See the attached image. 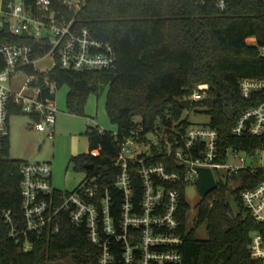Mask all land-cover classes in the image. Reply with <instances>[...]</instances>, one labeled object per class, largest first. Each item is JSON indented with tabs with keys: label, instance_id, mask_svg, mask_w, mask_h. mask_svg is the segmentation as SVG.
I'll list each match as a JSON object with an SVG mask.
<instances>
[{
	"label": "trees",
	"instance_id": "16d2710c",
	"mask_svg": "<svg viewBox=\"0 0 264 264\" xmlns=\"http://www.w3.org/2000/svg\"><path fill=\"white\" fill-rule=\"evenodd\" d=\"M77 20L96 38L114 45L116 67L76 71L57 65L49 79L56 82V89L69 87L67 106L78 114L84 112L89 93L108 87L105 106L117 131L115 135L89 127V152L73 155L76 168L88 174L96 169L109 171L119 141L136 127L137 117L148 127L159 115L166 121L180 120L183 108L179 100L201 82L209 83L208 96L195 105L204 106L210 115L209 124L218 129L220 146L244 151L264 146V137H239L232 132L242 114L261 102L260 98H244L240 81L264 77V57L247 41L255 36L257 43L264 44V0H230L226 11H220L215 0H88ZM0 41H26L38 46L33 39L10 31L0 35ZM43 95L52 96L45 88ZM12 112L22 111L15 107ZM169 112L172 117H165ZM23 161L9 155V141L0 150V264L64 260L97 264L98 250L89 242L85 228L66 217L58 233L46 230L31 235L33 248L27 252L10 236L3 213L11 210L22 218ZM86 163H93L94 168L85 169ZM263 179L264 168L258 167L242 168L219 181L216 191L200 201L194 219L197 227L206 224L205 239L197 238L195 229L188 228L191 205L185 201L183 264H260L252 258L250 244L263 225L246 208L240 193Z\"/></svg>",
	"mask_w": 264,
	"mask_h": 264
},
{
	"label": "built area",
	"instance_id": "2783aa9c",
	"mask_svg": "<svg viewBox=\"0 0 264 264\" xmlns=\"http://www.w3.org/2000/svg\"><path fill=\"white\" fill-rule=\"evenodd\" d=\"M87 1L0 0V35L10 31L38 43L36 47L26 41H0V150L9 141V117L15 107L33 117L38 132L55 124L57 89L48 74L57 65L76 71L116 67L114 45L96 38L77 20ZM215 4L226 11L230 0H215ZM247 41L264 57V44L257 43L255 36ZM47 56L54 59L53 68L38 69L37 62ZM44 88L52 96L45 97ZM209 88V83L201 82L189 90L180 100H191V108L183 110L190 111L207 98ZM240 91L244 98H260L261 102L242 114L233 134L264 137V77L243 78ZM165 117L171 118L172 113ZM184 119L188 117L183 113L180 120L171 121L159 115L148 127L137 117L136 127L119 141L109 171L87 173L72 191L54 187L50 161L24 160L20 168L22 218L11 210L3 213L10 236L27 252L33 248L31 235L46 230L58 233L66 217L85 228L89 242L98 250L97 264H183L186 190L198 180V168H210L217 184L242 168H264L254 162L264 146L253 151L223 149L217 128L209 123L185 124ZM49 133L53 136L54 130ZM219 172L224 174L218 178ZM107 176L111 180H105ZM240 195L263 225L252 236L250 253L264 264V179Z\"/></svg>",
	"mask_w": 264,
	"mask_h": 264
},
{
	"label": "rangeland",
	"instance_id": "374dc122",
	"mask_svg": "<svg viewBox=\"0 0 264 264\" xmlns=\"http://www.w3.org/2000/svg\"><path fill=\"white\" fill-rule=\"evenodd\" d=\"M55 61L47 56L37 62L36 67L40 70H50ZM19 79V78H18ZM16 80L19 83L20 80ZM68 86L56 90V105L58 108L55 124L46 131L38 132L34 128V119L27 113H11L9 117V155L27 161H50L52 163V183L61 190L72 191L85 178L87 171L76 168L72 161L73 155L89 152V140L87 130L89 127H99L110 132L117 131L106 110V97L108 87L98 92L87 95L83 113H71L67 106ZM183 116L196 124L210 122V115L205 112V107L194 105L188 111L183 110ZM54 135H50V130ZM248 162L251 158L247 157ZM254 162L264 165V151L256 154ZM224 173H217L219 178ZM216 191V190H215ZM214 191V192H215ZM186 198L191 205L189 227L195 229L197 238L205 239L208 236L206 224L196 226L194 219L198 214V207L202 196L194 182L189 183L186 190ZM233 207L236 209L234 202ZM51 264H78L70 263L69 260L56 261Z\"/></svg>",
	"mask_w": 264,
	"mask_h": 264
},
{
	"label": "water",
	"instance_id": "95a60500",
	"mask_svg": "<svg viewBox=\"0 0 264 264\" xmlns=\"http://www.w3.org/2000/svg\"><path fill=\"white\" fill-rule=\"evenodd\" d=\"M179 105L182 108H191V100L183 99L179 100ZM94 167L93 163H86L84 165L85 169H92ZM200 176L196 181V186L198 188L199 193L202 197H206L211 191L215 190L218 186L217 181L215 179L214 173L210 168L200 167L198 168Z\"/></svg>",
	"mask_w": 264,
	"mask_h": 264
}]
</instances>
